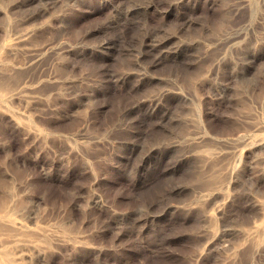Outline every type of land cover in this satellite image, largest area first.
<instances>
[{
    "label": "rangeland",
    "instance_id": "rangeland-1",
    "mask_svg": "<svg viewBox=\"0 0 264 264\" xmlns=\"http://www.w3.org/2000/svg\"><path fill=\"white\" fill-rule=\"evenodd\" d=\"M0 264H264V0H0Z\"/></svg>",
    "mask_w": 264,
    "mask_h": 264
},
{
    "label": "bare ground",
    "instance_id": "bare-ground-1",
    "mask_svg": "<svg viewBox=\"0 0 264 264\" xmlns=\"http://www.w3.org/2000/svg\"><path fill=\"white\" fill-rule=\"evenodd\" d=\"M98 7V6H97ZM219 10H221L220 8H219ZM219 10H218V13H219ZM222 11H224V10H222ZM222 11H221V14H223L224 15V12L222 13ZM216 13V12H215ZM217 14V13H216ZM218 16V15H217ZM217 16H216V18H217ZM225 19V18H224ZM227 19V18H226ZM223 20V18H222V15H220V13H219V16H218V18H217V20L215 19V21H217V28H218V25L219 24H222L223 25V23L224 22H221ZM226 22V21H225ZM215 23V22H214ZM213 22H212V24H214ZM227 23V22H226ZM231 24H232V22H231ZM215 25V24H214ZM213 26V25H212ZM221 26V25H220ZM219 26V27H220ZM228 26V25H227ZM225 27H226V25H225ZM225 27H221V29L222 28H225ZM229 27V26H228ZM215 28V27H214ZM217 28H216V31H217ZM220 29V30H221ZM219 29H218V31H220ZM202 69V68H201ZM195 74H197V72L195 73ZM193 76V75H192ZM234 111H235V109H234ZM236 112V111H235ZM234 114V113H233ZM234 116H235V114H234ZM221 117V116H220ZM235 119V118H234ZM224 120H225V118H224ZM228 120V119H227ZM236 121V120H235ZM236 123V122H235ZM227 124V123H226ZM233 125V124H232ZM232 127V126H231ZM199 217V216H198ZM15 250H17V248H15ZM18 251V250H17ZM16 253V251H14V249L13 250H11V251H8L7 252V256L9 257V258H11L13 261H15V260H24V258L23 257H20L19 259L14 255ZM10 259V260H11Z\"/></svg>",
    "mask_w": 264,
    "mask_h": 264
}]
</instances>
